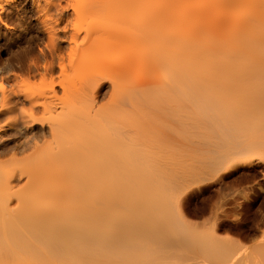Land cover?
<instances>
[{
    "label": "bare ground",
    "instance_id": "obj_1",
    "mask_svg": "<svg viewBox=\"0 0 264 264\" xmlns=\"http://www.w3.org/2000/svg\"><path fill=\"white\" fill-rule=\"evenodd\" d=\"M195 83H264V0H0V264L186 260L163 235L149 255L107 224L130 213L138 179H182ZM219 113L213 149L191 155L214 176L253 148ZM203 171L191 185L213 179Z\"/></svg>",
    "mask_w": 264,
    "mask_h": 264
},
{
    "label": "rangeland",
    "instance_id": "obj_2",
    "mask_svg": "<svg viewBox=\"0 0 264 264\" xmlns=\"http://www.w3.org/2000/svg\"><path fill=\"white\" fill-rule=\"evenodd\" d=\"M182 88V176L185 179L182 177L178 180L180 182L165 181L162 177L138 179L137 206L135 204L130 213H126L129 216L125 212L115 214L113 220H119L118 223L111 221L107 225L117 226L120 223L116 229L133 230L137 236L136 245L145 247V253L149 255L152 254L151 249L156 248L150 246L149 237H167L179 244V257L186 256V260L182 257L179 262L184 260L183 264H264V83L239 86L195 83L184 84ZM232 89L244 93L230 97ZM193 93L199 97L195 98L196 94ZM224 95L229 97L224 98ZM214 109L220 110L217 117L220 124L233 127V136L251 144L252 153L236 159L248 166L221 170L223 172L216 177L209 169L206 172L214 176L212 181L191 185L192 173H197L199 169V173L204 174L199 167L195 166L197 170L194 168L193 165H198V162L194 163L193 160L196 161L202 150L208 151V147L209 150L213 149L214 118L213 114L208 115ZM193 113L196 117L192 116ZM195 152L197 157L192 159L191 155L194 156ZM190 164H193V168ZM185 174L188 176L185 177ZM158 204H161V208H158ZM154 207L160 209L159 212L167 213H159L160 217L156 214L158 210L152 211ZM163 215L170 221L163 219ZM156 216L163 221H158ZM121 218H124L122 223ZM141 255L142 252H139Z\"/></svg>",
    "mask_w": 264,
    "mask_h": 264
}]
</instances>
